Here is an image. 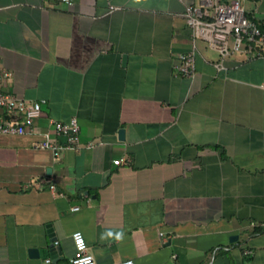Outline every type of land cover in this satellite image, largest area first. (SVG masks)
<instances>
[{
  "label": "crops",
  "instance_id": "0c3cea01",
  "mask_svg": "<svg viewBox=\"0 0 264 264\" xmlns=\"http://www.w3.org/2000/svg\"><path fill=\"white\" fill-rule=\"evenodd\" d=\"M189 4L204 0H0L2 87L46 100L40 130L81 127L59 158L0 135V264H71L77 230L97 264H264V49L230 39L223 58ZM241 4L264 24V0Z\"/></svg>",
  "mask_w": 264,
  "mask_h": 264
},
{
  "label": "built area",
  "instance_id": "2783aa9c",
  "mask_svg": "<svg viewBox=\"0 0 264 264\" xmlns=\"http://www.w3.org/2000/svg\"><path fill=\"white\" fill-rule=\"evenodd\" d=\"M64 1L71 3V0ZM185 17L194 36L203 38L217 47L223 58L229 56L232 49L239 52L264 49V31L254 18L246 14L241 0H204L203 6L189 4L186 6ZM230 39L234 40L232 49ZM175 68L185 76H193L196 70L194 53L181 54ZM11 77L10 71L0 69V135L38 137L36 145L52 151L56 158L61 157L66 150H79L81 127L77 116H72L67 121L51 119L50 125L53 131L40 130L37 120L43 113V104L46 100H28L7 90L5 86L2 87L4 81ZM93 146L94 143L91 142L87 148ZM124 161L125 159L121 158L115 160V164ZM50 187L55 190V185L52 184ZM78 209L79 207L74 208V210ZM76 233L80 234L79 237L75 236ZM72 237L76 252L71 264H77L78 261L88 257L91 258L89 264H97L83 232L77 230ZM77 239L82 240V245L77 244ZM47 262H51V258L47 259ZM119 264H136V262L134 259H124Z\"/></svg>",
  "mask_w": 264,
  "mask_h": 264
},
{
  "label": "water",
  "instance_id": "95a60500",
  "mask_svg": "<svg viewBox=\"0 0 264 264\" xmlns=\"http://www.w3.org/2000/svg\"><path fill=\"white\" fill-rule=\"evenodd\" d=\"M126 59H127V56L125 55L124 56V61H126ZM124 133H125V131H124V129H121L120 130V134H119V136H120V138H124ZM238 237L237 236H232L231 237V240H233V239H237ZM54 239L52 240V244L50 245L51 246V250L52 251H54V249H55V243H54ZM31 255H33V256H38V249L37 248H33V249H31ZM55 253V252H54Z\"/></svg>",
  "mask_w": 264,
  "mask_h": 264
},
{
  "label": "clouds",
  "instance_id": "9594fccd",
  "mask_svg": "<svg viewBox=\"0 0 264 264\" xmlns=\"http://www.w3.org/2000/svg\"><path fill=\"white\" fill-rule=\"evenodd\" d=\"M79 235H80L79 233H76V234H75V236H77V237H79ZM107 235H108V236H111V235H112V232H111V231H108V232H107ZM119 235H120V234L118 233V234H117V237H119ZM77 244H78V245H82V240L77 239ZM90 260H91L90 257H88V258H84V259L78 261L77 264H89V261H90Z\"/></svg>",
  "mask_w": 264,
  "mask_h": 264
},
{
  "label": "trees",
  "instance_id": "16d2710c",
  "mask_svg": "<svg viewBox=\"0 0 264 264\" xmlns=\"http://www.w3.org/2000/svg\"><path fill=\"white\" fill-rule=\"evenodd\" d=\"M250 17V16H249ZM252 18V17H251ZM259 23V22H258ZM260 24V23H259ZM261 29L264 31V24H260Z\"/></svg>",
  "mask_w": 264,
  "mask_h": 264
}]
</instances>
